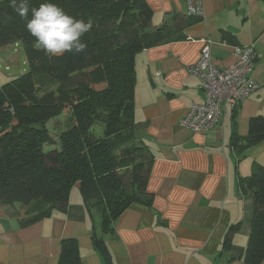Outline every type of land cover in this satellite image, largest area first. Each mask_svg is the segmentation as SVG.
I'll list each match as a JSON object with an SVG mask.
<instances>
[{
	"label": "crops",
	"instance_id": "obj_1",
	"mask_svg": "<svg viewBox=\"0 0 264 264\" xmlns=\"http://www.w3.org/2000/svg\"><path fill=\"white\" fill-rule=\"evenodd\" d=\"M145 2L151 30L167 23L176 39L135 56L133 122L151 156L145 192L152 203H133L114 222L105 238L113 264H244L254 201L238 181L264 165V140L246 142L250 120L264 119V1L202 0V19L186 16L185 0ZM176 18L187 25L177 27ZM205 43L220 70L236 62L235 46H253L258 85L236 109L225 107L208 132L181 125L189 106L205 99L188 75ZM234 137L241 146L233 150ZM23 213L0 203V264H57L63 239L76 241L80 264H104L77 188L64 211L21 227Z\"/></svg>",
	"mask_w": 264,
	"mask_h": 264
},
{
	"label": "trees",
	"instance_id": "obj_2",
	"mask_svg": "<svg viewBox=\"0 0 264 264\" xmlns=\"http://www.w3.org/2000/svg\"><path fill=\"white\" fill-rule=\"evenodd\" d=\"M43 2L29 0V7ZM47 2L76 19H91L93 29L82 38L87 45L83 52L49 56L36 49L10 0H0V49L21 45L27 65V71L0 86V203L19 205L24 210L19 225L26 227L53 211H64L70 191L77 188L92 222V244L104 264H113L105 238L113 233L114 222L131 204L152 203L145 192L151 156L133 122L135 56L176 38L167 23L151 30L152 11L145 0ZM176 20L177 27L187 25ZM64 111L69 117L55 141L47 123ZM263 140L264 119L252 118L247 145ZM239 143L234 137L231 148ZM238 188L254 201L242 259L244 264H260L264 165H253ZM80 260L76 241L63 239L57 264Z\"/></svg>",
	"mask_w": 264,
	"mask_h": 264
},
{
	"label": "built area",
	"instance_id": "obj_3",
	"mask_svg": "<svg viewBox=\"0 0 264 264\" xmlns=\"http://www.w3.org/2000/svg\"><path fill=\"white\" fill-rule=\"evenodd\" d=\"M186 16L202 19V0H185ZM236 62L227 69H217L210 58V45L205 43L196 63L188 68V75L199 80L204 93L202 104L189 106L181 125L192 131L208 132L219 123L223 109L240 105L258 85L252 79L256 60L253 46H235Z\"/></svg>",
	"mask_w": 264,
	"mask_h": 264
},
{
	"label": "clouds",
	"instance_id": "obj_4",
	"mask_svg": "<svg viewBox=\"0 0 264 264\" xmlns=\"http://www.w3.org/2000/svg\"><path fill=\"white\" fill-rule=\"evenodd\" d=\"M10 6L25 21V29L34 38L37 50L49 56L83 52L82 40L93 29V21L76 19L52 2L29 7V0H10Z\"/></svg>",
	"mask_w": 264,
	"mask_h": 264
},
{
	"label": "rangeland",
	"instance_id": "obj_5",
	"mask_svg": "<svg viewBox=\"0 0 264 264\" xmlns=\"http://www.w3.org/2000/svg\"><path fill=\"white\" fill-rule=\"evenodd\" d=\"M25 71H27V65L21 45H10L0 50V86ZM68 117L69 112L64 111L47 123V129L55 141L59 133L65 129ZM94 130L97 135H101V127L96 126ZM56 145L45 147V150L53 149Z\"/></svg>",
	"mask_w": 264,
	"mask_h": 264
}]
</instances>
